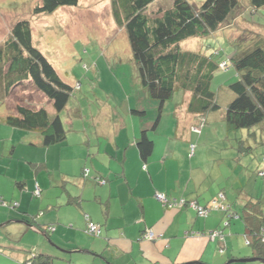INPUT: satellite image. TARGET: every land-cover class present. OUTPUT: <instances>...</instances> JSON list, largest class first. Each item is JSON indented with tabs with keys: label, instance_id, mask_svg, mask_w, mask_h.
Listing matches in <instances>:
<instances>
[{
	"label": "crops",
	"instance_id": "0c3cea01",
	"mask_svg": "<svg viewBox=\"0 0 264 264\" xmlns=\"http://www.w3.org/2000/svg\"><path fill=\"white\" fill-rule=\"evenodd\" d=\"M166 108L164 105L162 115ZM185 113V110L175 108L174 119L177 121H171L169 126L161 130L160 121L156 131H161L160 134L168 132L167 141L161 144L163 146L158 154L152 151L146 160L139 156L135 142L138 130L140 132L145 128L147 120H134L130 113H126L124 125L117 121L114 123L113 115L109 113L106 132H96L91 137L98 148L94 156L98 157L93 158L89 167H84L89 170L91 177L105 179L103 185L93 178H82L84 168L71 174L60 173L61 178L57 179L51 178L53 173L49 172L45 164L30 158L24 159L25 164H17L15 172L10 170L11 163L0 165V197L19 203L15 212L0 208V251L6 260L0 255V264L23 261L25 253L30 252L25 249L53 257V264H228L235 259L252 257V250L249 255L238 244L243 241L249 247L244 237L247 232L244 223L234 216L236 213L241 214L243 204L238 210L234 209L223 190L206 200L208 197L204 195L203 184L217 181L221 172L219 170L218 176L210 178L206 171L208 162L190 155L189 146L202 135V131L200 135L193 132L194 122L189 121L192 116H186ZM192 120L195 121L194 116ZM0 125L12 131L11 139L15 140V135H19L21 142H30L27 144L29 147H26L11 141L9 149L12 154L19 146L29 152L33 151L31 147L45 151L67 146L65 140L60 146L45 148L41 145L40 136L13 129L1 120ZM92 139L87 138L84 145H90ZM100 141L103 149H99ZM40 164L44 168L33 167ZM20 167L24 174L19 173ZM208 168L212 173L211 165ZM68 183L75 189L74 192L67 191L65 185ZM35 184L41 191L39 198H33L31 194ZM257 188L253 185L252 190ZM157 193H164L174 200L185 199L201 208L208 205L212 212H216L203 218L200 215L196 217L193 209L184 206L180 209L176 206L165 208L154 198ZM61 208L65 209L64 214L56 219L55 213ZM229 210L233 217L229 215ZM65 213L74 218L66 220ZM31 217H35L33 228L21 226L23 230L20 231L33 241L34 235L25 229L32 230L34 234L45 237L47 243L37 239L36 245L24 246L23 250L13 247L12 243L4 245V237L7 238L4 234H9L3 230L5 226L13 223L17 225L14 220ZM39 217L43 218L41 224L37 222ZM87 221L99 226L98 237H89L84 233ZM66 223L73 225L62 227L61 224ZM50 226L54 230L45 231L44 234L43 229ZM146 229L153 232L154 239H143ZM212 232L219 235L212 237Z\"/></svg>",
	"mask_w": 264,
	"mask_h": 264
},
{
	"label": "trees",
	"instance_id": "16d2710c",
	"mask_svg": "<svg viewBox=\"0 0 264 264\" xmlns=\"http://www.w3.org/2000/svg\"><path fill=\"white\" fill-rule=\"evenodd\" d=\"M109 1L115 25L127 36L137 84L144 97L150 101L140 109L129 111L131 117L148 122L140 130L135 142L141 159L146 160L151 155L154 143L150 136H155L164 105L169 104L177 92L181 93L182 98L174 107L173 118L175 108L185 110L186 116H194L195 127L192 126V129L195 128L193 132L196 135L201 134L207 115L221 109L219 96L227 100L223 118L228 130L264 126V20H260L256 36L245 46L241 39L213 38L221 26H227L229 22L231 24L234 13L243 6L239 0H204L199 4H194L192 0ZM242 2L250 9L247 13L250 22H257L255 13L264 8V0ZM77 5L78 0H40L34 12L51 14L59 8ZM211 38L212 43L218 46L213 51L209 49L210 43L205 42ZM190 40L197 41L194 49L186 47ZM225 51L229 54L226 58L223 55ZM222 55L221 59H217V56ZM229 72H232L230 77L234 81L220 84L217 90L213 89L217 74ZM224 80L227 81V78ZM25 85H30L51 103V112L45 107L32 109L25 105L17 106L16 113L4 114L5 117L0 118L1 122L13 129L40 136L41 145L45 148L62 145L66 140V128L60 114L69 102L73 88L58 76L49 60L34 46L29 22L20 19L12 25L7 39L0 43V99L4 100L16 87ZM221 88L230 94V100L225 92L219 94ZM193 144L189 146L190 155ZM243 150L240 145L239 151L243 153ZM35 165L34 168H44L43 164ZM256 175L264 178V167ZM81 176L91 178L87 168L82 170ZM93 180L101 185L106 183L103 178L93 177ZM31 194L33 198L40 197L38 184L34 185ZM157 195H162L163 200H158ZM243 197L241 214L235 212L234 216L243 221L247 230L244 237L252 250L250 258L264 261L263 197L254 198L245 194ZM154 198L165 208L176 206L180 209L184 206L193 209L196 217H199V209L207 211L203 218L212 213L211 206L201 208L194 203L195 207H192L189 201L182 198L174 200L164 193H157ZM18 206V202L0 197L1 209L15 212ZM229 215L233 217L231 212ZM34 218H22L14 222L33 228ZM90 225L95 226L93 232L90 231ZM43 230L46 234L45 231H53L54 227ZM148 231L145 230L143 239ZM99 232L97 224L87 221L84 230L87 236L96 238ZM17 264H53V257L30 251Z\"/></svg>",
	"mask_w": 264,
	"mask_h": 264
},
{
	"label": "rangeland",
	"instance_id": "374dc122",
	"mask_svg": "<svg viewBox=\"0 0 264 264\" xmlns=\"http://www.w3.org/2000/svg\"><path fill=\"white\" fill-rule=\"evenodd\" d=\"M192 1L194 4H199L204 0ZM239 1L243 6L234 13L231 24L229 22L227 26H221L218 34L213 35V38L241 39V43L247 46L251 38L256 36L255 32H258L260 20H264V8L255 13V19L258 21H253L256 25L250 22L247 15L249 7L242 2L243 0ZM39 3L40 0H0V43L7 39L16 21L26 19L30 24L34 46L49 60L58 76L73 88L69 102L60 114L66 128L67 146L59 150L53 147L45 151L31 147L32 152L19 146L12 154L9 149L11 141L15 144L22 143L26 147H29L27 144L30 142L28 140L21 142L19 135H15V140L11 139L12 131L0 125V165L11 163L10 170L15 172L17 164H25L24 159L30 158L32 161L45 164L49 172L53 173L51 178L60 179L61 174H71L78 172L80 168L89 167L93 158L98 157L94 156L97 155L98 148H96L95 139L91 137L96 132H106L109 113H112L114 123L117 121L125 125L126 113H129L130 109H140L150 101L144 97L137 84L136 73L130 61L131 51L128 39L125 32L120 30L112 19L109 0H78L77 6L59 8L51 14L35 13L34 9ZM206 41L210 43L211 51L218 48L212 43V38ZM195 42L197 41L190 40L186 47L194 49L197 44ZM228 51L223 54L225 58L229 55ZM223 55L217 56V59H221ZM231 74L232 72L217 74L212 88L217 90L220 84L225 85L234 81L230 77ZM226 78L227 81L224 80ZM224 92L230 100V94L223 91V88L220 89L219 94ZM181 98V93L177 92L169 104L165 105L167 108L162 115L160 130L166 125L169 126L171 121L176 122L172 115L175 105L181 102ZM226 102L225 98L219 96L221 109L207 115L202 135L198 136L194 141L195 144L191 146L193 150L191 155L208 162L206 171L210 178L218 176L219 170L221 172L217 181H208L203 184L204 195L208 197L206 200L211 199L212 195L223 190L227 201L238 210L243 203L241 198L244 193L250 192L254 197H263L264 205V178L256 175L257 171L264 167L262 162L264 126L259 125L245 130H228L223 118ZM24 105L32 109L45 107L51 112V103L30 85H25L16 87L4 100L0 99V117L4 114L16 113V107ZM155 105L157 106L156 102ZM160 133L161 131H156L155 136H150L154 143L153 151L157 154L168 138V132ZM89 137L93 141L90 145H84ZM100 142L99 149H103L102 141ZM240 145L244 148L243 153L239 151ZM209 165L213 169L212 173L208 168ZM19 173L24 174L21 167ZM41 174L43 175V172ZM253 185L258 188L252 190ZM65 186L70 193L75 191L70 183ZM64 210L59 209L55 213V218L59 219V215H63ZM65 214L66 220L74 218L73 215ZM42 219L39 217L37 222L41 224ZM61 225L69 227L73 224ZM20 229L23 230V227L19 224L5 226L3 230L9 234H4L7 236V238L4 237L6 239L4 245L12 243L13 247L23 250L24 246L36 245L37 239L46 242L45 237L25 229L34 235L32 241ZM238 244L249 255L251 254V248L244 245L243 241L242 244L240 242ZM25 251L31 250L25 249ZM0 255L6 261L2 251Z\"/></svg>",
	"mask_w": 264,
	"mask_h": 264
},
{
	"label": "built area",
	"instance_id": "2783aa9c",
	"mask_svg": "<svg viewBox=\"0 0 264 264\" xmlns=\"http://www.w3.org/2000/svg\"><path fill=\"white\" fill-rule=\"evenodd\" d=\"M157 198H158V200H163V196H162V195H157ZM190 205H191L192 207H195L193 203H191ZM197 209H198V208H197ZM206 214H207V211H205V210H203V209H199V215H200V216H205ZM94 230H95V226L90 225V231L93 232ZM218 235H219V233H217V232H212V233H211V236H212V237H216V236H218ZM145 238H147V239H149V240L154 239V234H153V232H152V231H148L147 234H146V236H145Z\"/></svg>",
	"mask_w": 264,
	"mask_h": 264
},
{
	"label": "water",
	"instance_id": "95a60500",
	"mask_svg": "<svg viewBox=\"0 0 264 264\" xmlns=\"http://www.w3.org/2000/svg\"><path fill=\"white\" fill-rule=\"evenodd\" d=\"M234 262H238V263H251V262H262L264 263L263 260L261 259H256V258H245V259H241V260H232V261H229V263H234Z\"/></svg>",
	"mask_w": 264,
	"mask_h": 264
}]
</instances>
